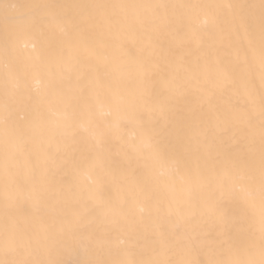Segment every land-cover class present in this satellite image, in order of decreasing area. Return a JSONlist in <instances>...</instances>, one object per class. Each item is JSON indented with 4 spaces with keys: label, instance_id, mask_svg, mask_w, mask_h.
I'll use <instances>...</instances> for the list:
<instances>
[{
    "label": "snow or ice",
    "instance_id": "obj_1",
    "mask_svg": "<svg viewBox=\"0 0 264 264\" xmlns=\"http://www.w3.org/2000/svg\"><path fill=\"white\" fill-rule=\"evenodd\" d=\"M0 264H264V0H0Z\"/></svg>",
    "mask_w": 264,
    "mask_h": 264
},
{
    "label": "bare ground",
    "instance_id": "obj_2",
    "mask_svg": "<svg viewBox=\"0 0 264 264\" xmlns=\"http://www.w3.org/2000/svg\"><path fill=\"white\" fill-rule=\"evenodd\" d=\"M3 71H4L3 65H2V63H0V75L3 74Z\"/></svg>",
    "mask_w": 264,
    "mask_h": 264
}]
</instances>
